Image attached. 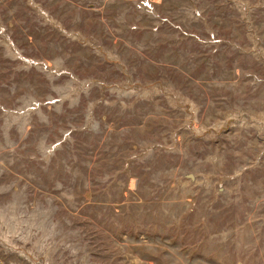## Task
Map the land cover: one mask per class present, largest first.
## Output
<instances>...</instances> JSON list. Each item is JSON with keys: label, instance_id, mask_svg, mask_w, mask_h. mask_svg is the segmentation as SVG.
<instances>
[{"label": "rangeland", "instance_id": "obj_1", "mask_svg": "<svg viewBox=\"0 0 264 264\" xmlns=\"http://www.w3.org/2000/svg\"><path fill=\"white\" fill-rule=\"evenodd\" d=\"M0 264H264V0H0Z\"/></svg>", "mask_w": 264, "mask_h": 264}, {"label": "built area", "instance_id": "obj_2", "mask_svg": "<svg viewBox=\"0 0 264 264\" xmlns=\"http://www.w3.org/2000/svg\"><path fill=\"white\" fill-rule=\"evenodd\" d=\"M147 5L149 6V4L147 3Z\"/></svg>", "mask_w": 264, "mask_h": 264}]
</instances>
